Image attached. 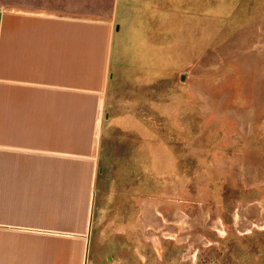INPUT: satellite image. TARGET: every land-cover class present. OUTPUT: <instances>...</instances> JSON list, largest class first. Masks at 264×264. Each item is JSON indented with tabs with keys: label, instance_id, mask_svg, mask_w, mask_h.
<instances>
[{
	"label": "crops",
	"instance_id": "1",
	"mask_svg": "<svg viewBox=\"0 0 264 264\" xmlns=\"http://www.w3.org/2000/svg\"><path fill=\"white\" fill-rule=\"evenodd\" d=\"M174 1L0 0V264H141L159 237L156 103L130 99L172 81Z\"/></svg>",
	"mask_w": 264,
	"mask_h": 264
},
{
	"label": "rangeland",
	"instance_id": "2",
	"mask_svg": "<svg viewBox=\"0 0 264 264\" xmlns=\"http://www.w3.org/2000/svg\"><path fill=\"white\" fill-rule=\"evenodd\" d=\"M173 10V63L158 67L172 81L130 99L156 103L155 129L142 123L139 135H157L158 161L142 171L156 175L169 220L157 234L172 238L143 240L141 264H264V0H175Z\"/></svg>",
	"mask_w": 264,
	"mask_h": 264
}]
</instances>
